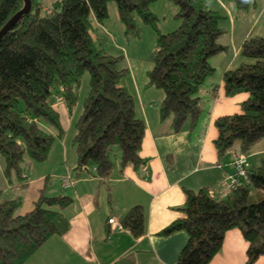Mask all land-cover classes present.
<instances>
[{
	"label": "trees",
	"instance_id": "16d2710c",
	"mask_svg": "<svg viewBox=\"0 0 264 264\" xmlns=\"http://www.w3.org/2000/svg\"><path fill=\"white\" fill-rule=\"evenodd\" d=\"M114 1L127 34L137 35V22L156 31L157 17L150 11L154 0H56L46 7L31 0L29 12L0 39V174L20 188L28 179V161L47 158L54 139L64 131L52 94L60 95L71 110L81 76L89 74V89L75 122L72 138L76 153L74 170L93 167L106 179L112 170L111 152L120 151L121 167L138 168L145 123L137 117L131 94L120 84L127 69L119 57L109 54L92 37L93 18L102 23L107 4ZM177 8L179 25L158 33L147 71V84L164 96L159 105L161 120H170V131L178 132L186 122H196L201 107L196 95L214 68L212 55L226 50L220 42L224 29L216 11L198 0H170ZM245 7L249 0H233ZM23 0H0V27L23 6ZM240 53L252 61L225 70V93L247 92L240 111L218 116L214 145L219 155L235 145L242 154L264 138V37L245 39ZM58 88V89H57ZM247 181H240L223 198L206 188L185 190L180 210L185 214L167 225L162 234L184 230L187 240L177 264H208L220 250L224 233L241 230L248 243L246 264L264 256V152L248 164ZM26 184V183H25ZM2 190L0 189V196ZM20 197L0 199V264H22L50 236L64 233L69 221L63 208L68 195H46L42 191L30 210L18 213ZM121 224L133 236L144 233L140 205L128 209ZM113 264H132L123 258Z\"/></svg>",
	"mask_w": 264,
	"mask_h": 264
},
{
	"label": "crops",
	"instance_id": "0c3cea01",
	"mask_svg": "<svg viewBox=\"0 0 264 264\" xmlns=\"http://www.w3.org/2000/svg\"><path fill=\"white\" fill-rule=\"evenodd\" d=\"M243 40V36L236 39L230 34L225 41L222 39L227 48L215 54L224 55L222 63L217 66L219 70L213 64L217 74L207 77L196 93L201 112L193 126L186 122L176 133L170 131V120H161L159 116L163 91L147 84V75L141 77L140 83L134 80V76L127 80L132 87L135 114L145 123L140 149L144 163L138 168H122L120 151L114 148L111 173L101 180L93 167L74 170L75 149L68 148L64 141L55 147L51 145L45 160L54 164L51 173L56 177L51 186L46 185V194L72 198V202L63 208L69 227L62 234L50 236L22 264H113L123 258L132 264H177L187 233L177 230L162 234L161 231L185 216L180 210L185 201V190L206 188L215 198H223L229 192L228 183L233 174L232 155L239 147L235 145L218 154L214 145L218 135L215 119L239 112L241 102L248 97L247 92L228 95L222 81L223 72L232 69L241 55ZM215 55L211 57H219ZM58 103L62 108L63 116L59 114L62 125L69 112L62 100ZM263 150H254L252 155ZM62 176L72 179L67 190H62ZM1 177L4 186L7 179L3 175ZM12 183L14 187L16 182ZM15 187L20 188L19 185ZM35 199L31 200L32 206ZM134 205H140L144 214V233L138 237L133 236L129 229H119L108 222L109 218H114L121 223L128 209ZM247 246L240 229H228L220 250L208 264H246ZM252 264H264V256Z\"/></svg>",
	"mask_w": 264,
	"mask_h": 264
},
{
	"label": "rangeland",
	"instance_id": "374dc122",
	"mask_svg": "<svg viewBox=\"0 0 264 264\" xmlns=\"http://www.w3.org/2000/svg\"><path fill=\"white\" fill-rule=\"evenodd\" d=\"M38 1L41 3L42 13L46 14L48 13V10H45L46 7H50L51 3L56 0ZM198 1H200L206 8L216 11L222 17L220 18V26L224 29V31L220 36L221 43H224L226 38L229 37V34L230 36H234L236 39H238L240 36H243L244 40L254 36L264 37V0H249L248 4L245 7H237L233 0ZM149 8L150 11L157 17V31L152 26L138 20V22L136 23L138 32L137 35L127 34L125 32L124 25L121 23L118 17L117 7L114 1L108 2V15L106 19L102 23H100L102 25H98L96 24V21H93V28L91 29V34L96 41V44L103 47L109 54L119 57V66L125 67L127 69V71H125L124 75L120 79V84L125 87L127 92L131 95L132 87L130 84H127V80L134 76V80L136 79V82L140 83L141 77L147 75L148 69H150L152 66L151 54L156 43L157 34L170 32L174 30L180 23V20L175 16L177 8L170 0H154L150 4ZM230 24H233L231 27V31L229 30ZM222 39L224 40L223 42ZM215 56L219 57L210 56L208 58V62L211 66H213L214 64L215 67H217L222 63L221 58L224 55L222 53ZM239 56L241 57L240 60ZM239 56L238 60L234 63L232 68L237 67L240 62L252 61V58L243 57L242 55ZM213 58L216 59L214 60ZM217 69L219 70L218 67ZM216 74L217 73L214 70L210 77H212L213 75L215 76ZM88 89L89 74L86 71L81 76L80 83L77 89V98L71 110L69 111L68 118L62 124V128L64 131L63 136L61 139H58L56 137L53 141L52 146L54 145L55 147V145L62 140L66 143L68 148L70 147L74 150V145H72V137L75 130V122L81 113L82 101L86 96ZM60 94L61 93L58 90L57 92L53 93L51 102L52 106L57 109L58 114H60V116L62 117L63 115L61 114V104L58 102L62 100L64 103V100L62 99ZM64 106L67 110V106L65 105V103ZM261 149H264V138L256 142L251 147V149L244 154L248 164L256 163L258 160L259 153L252 155V151ZM236 152L240 153L239 150ZM262 152H264V150ZM26 159L28 161V184L25 185L26 182H22V185H25L24 188L15 187L17 183L14 184V187L13 183H9V186L8 181L4 182V186H6V188H4L1 181L2 174H0V185L1 187H3V194L0 196V199L8 197L14 198L19 196L21 199L20 205L17 209V212L19 213L21 211V213H23L27 211V209L30 210L32 207L31 200L37 198L40 191L46 194V185L47 187L51 186L56 177V175H52L51 173L54 166L53 163H50L47 160L36 162L30 160L28 157H26ZM0 166H2L1 157ZM45 171L46 174H44ZM62 190L67 189L62 187Z\"/></svg>",
	"mask_w": 264,
	"mask_h": 264
},
{
	"label": "built area",
	"instance_id": "2783aa9c",
	"mask_svg": "<svg viewBox=\"0 0 264 264\" xmlns=\"http://www.w3.org/2000/svg\"><path fill=\"white\" fill-rule=\"evenodd\" d=\"M231 166L233 168V174L231 175L230 182L228 183L229 190L232 189L240 181H247L248 179V163L244 154H242L241 152H234L232 155ZM71 183L72 181L68 176L61 177L62 187L67 188L71 185ZM108 222L110 224H113L116 228H124V226L120 222L116 221L114 218H109Z\"/></svg>",
	"mask_w": 264,
	"mask_h": 264
},
{
	"label": "water",
	"instance_id": "95a60500",
	"mask_svg": "<svg viewBox=\"0 0 264 264\" xmlns=\"http://www.w3.org/2000/svg\"><path fill=\"white\" fill-rule=\"evenodd\" d=\"M23 2V6L14 14H12L3 24V26L0 27V39L9 29H11L16 24V22L22 17V15L29 12L31 8V0H23Z\"/></svg>",
	"mask_w": 264,
	"mask_h": 264
}]
</instances>
